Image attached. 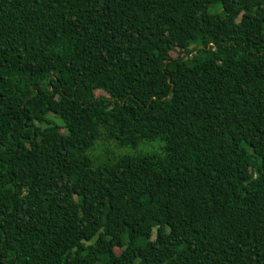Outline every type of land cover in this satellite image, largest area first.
<instances>
[{
  "label": "trees",
  "instance_id": "1",
  "mask_svg": "<svg viewBox=\"0 0 264 264\" xmlns=\"http://www.w3.org/2000/svg\"><path fill=\"white\" fill-rule=\"evenodd\" d=\"M0 264H264V0H0Z\"/></svg>",
  "mask_w": 264,
  "mask_h": 264
},
{
  "label": "rangeland",
  "instance_id": "2",
  "mask_svg": "<svg viewBox=\"0 0 264 264\" xmlns=\"http://www.w3.org/2000/svg\"><path fill=\"white\" fill-rule=\"evenodd\" d=\"M178 51L174 52H164V58L167 59L168 57H176ZM49 119L52 120L55 124L60 125V122L52 115H48ZM62 132V130H60ZM161 144L158 141L148 142V143H141L138 146L132 147H116L112 142H103L99 141L96 143L93 151L91 152V158L99 159L100 162H94V164H102L107 162L111 156L117 155H140V154H158L160 151ZM111 150L107 152V155H103V150ZM115 153H114V152ZM117 153V154H116ZM103 155V156H102ZM92 158V160H93ZM155 230L154 226H149V231L153 235ZM117 253V250H115Z\"/></svg>",
  "mask_w": 264,
  "mask_h": 264
}]
</instances>
